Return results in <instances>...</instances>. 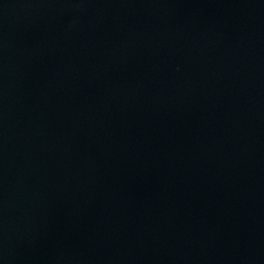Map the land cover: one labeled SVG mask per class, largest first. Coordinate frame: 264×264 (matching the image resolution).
Listing matches in <instances>:
<instances>
[{
	"label": "water",
	"instance_id": "obj_1",
	"mask_svg": "<svg viewBox=\"0 0 264 264\" xmlns=\"http://www.w3.org/2000/svg\"><path fill=\"white\" fill-rule=\"evenodd\" d=\"M0 264H264V0H0Z\"/></svg>",
	"mask_w": 264,
	"mask_h": 264
}]
</instances>
